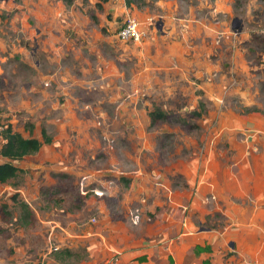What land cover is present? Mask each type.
Masks as SVG:
<instances>
[{"label":"rangeland","instance_id":"1","mask_svg":"<svg viewBox=\"0 0 264 264\" xmlns=\"http://www.w3.org/2000/svg\"><path fill=\"white\" fill-rule=\"evenodd\" d=\"M8 125L0 264H264V0H0Z\"/></svg>","mask_w":264,"mask_h":264},{"label":"trees","instance_id":"2","mask_svg":"<svg viewBox=\"0 0 264 264\" xmlns=\"http://www.w3.org/2000/svg\"><path fill=\"white\" fill-rule=\"evenodd\" d=\"M103 2L109 0H102ZM128 5H131L137 0H126ZM163 113L152 112V116L155 119H161ZM4 141L2 142V153L5 157L4 162L0 163V184L7 183L9 180L18 177L19 173L23 171L16 162L20 161L28 155L37 153L43 142L51 143L52 138L49 136L45 129L42 130L43 141L37 137H24L21 132L13 130L11 125H8L4 130ZM202 251L211 252V245L207 244L206 246H197L196 252L200 253Z\"/></svg>","mask_w":264,"mask_h":264},{"label":"crops","instance_id":"3","mask_svg":"<svg viewBox=\"0 0 264 264\" xmlns=\"http://www.w3.org/2000/svg\"><path fill=\"white\" fill-rule=\"evenodd\" d=\"M253 120L251 121H248L247 123H252ZM253 126V125H252ZM250 130H255L256 132H258L259 130L257 129V124H256V127H251L249 128ZM210 173H213V170L210 171ZM195 227V224L194 225H191V228H190V225L188 226V229L189 231L191 232V234H194L196 235L198 238H199V233H208V232H211L209 229H203V231H200L201 232H194L193 229ZM207 244L211 245L212 243L209 241L208 243L205 242H201L200 240H197V243L195 244V247H194V250H192V256H190V259H192V263L193 264H210V257L213 256V252H207V251H202L200 253H197L196 252V247L197 246H206ZM212 247V246H211ZM213 250V249H212ZM144 255L141 259H139V261H143V262H146L151 258V257H154L155 255V251L153 249V247H149L147 249V247L144 249V252L143 254ZM175 256V255H174ZM173 256V257H174ZM155 258V257H154ZM175 258V257H174ZM170 262L173 263L174 260L173 258H170Z\"/></svg>","mask_w":264,"mask_h":264},{"label":"built area","instance_id":"4","mask_svg":"<svg viewBox=\"0 0 264 264\" xmlns=\"http://www.w3.org/2000/svg\"><path fill=\"white\" fill-rule=\"evenodd\" d=\"M114 2H119L121 0H113ZM119 38L123 41H133L140 42L143 37V31L140 28L139 22L128 15L125 24L119 29ZM5 157L2 153V142L0 143V163L4 162ZM58 248H56L57 250ZM119 254V253H117Z\"/></svg>","mask_w":264,"mask_h":264},{"label":"water","instance_id":"5","mask_svg":"<svg viewBox=\"0 0 264 264\" xmlns=\"http://www.w3.org/2000/svg\"><path fill=\"white\" fill-rule=\"evenodd\" d=\"M232 246L234 247V244H232Z\"/></svg>","mask_w":264,"mask_h":264}]
</instances>
